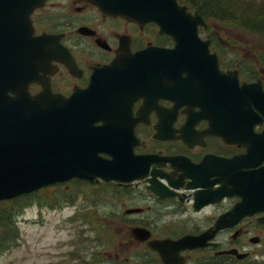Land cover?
<instances>
[{
    "label": "flooded vegetation",
    "instance_id": "1",
    "mask_svg": "<svg viewBox=\"0 0 264 264\" xmlns=\"http://www.w3.org/2000/svg\"><path fill=\"white\" fill-rule=\"evenodd\" d=\"M79 2L71 12L67 10L66 19L53 20L52 27L43 23L49 0L33 12L35 35H52L42 48L54 52L45 54L27 91L37 96L49 89L70 98L90 87L98 69L114 63L121 66L123 55L145 52L144 74L128 68V78L112 71L102 78L104 86H112L105 89L104 95L110 94L107 100L129 113H122L118 122L128 131L120 140L123 151L138 160L133 178L128 182L68 181L112 191V197L103 202L111 209L103 207L99 216L101 229L116 236L115 261L139 245L142 252L132 259L137 264H264V211L230 217L241 198L222 194L221 188L232 185L230 178L237 167L220 171L221 162L244 164L241 158L251 150L257 154L245 162L258 164L242 170L264 166L260 156L264 62L259 59L264 55L254 53L256 68L247 57L234 58L223 39H197L192 46L177 49L176 41L160 34L153 23L112 17L87 0H73V4ZM250 85L252 89H244ZM253 96L256 102L251 101ZM224 129L237 130V138L220 135ZM98 155L111 160L107 153ZM134 230L149 238L139 240ZM123 236H130L131 243ZM185 237L200 238V243L175 244ZM149 241L172 244L154 249ZM161 251H165L162 256Z\"/></svg>",
    "mask_w": 264,
    "mask_h": 264
},
{
    "label": "water",
    "instance_id": "2",
    "mask_svg": "<svg viewBox=\"0 0 264 264\" xmlns=\"http://www.w3.org/2000/svg\"><path fill=\"white\" fill-rule=\"evenodd\" d=\"M87 1L113 17L121 16L138 24L155 23L160 34L176 41L177 49L192 46L200 39L198 27H207L197 12L191 14L177 0ZM44 2L0 0V202L73 178L89 182L98 179L128 182L136 171L138 160L131 159L120 143L128 131L123 130L125 124L118 122V117L122 113L129 116V113L126 108L107 100L110 94L104 95L105 89H112V86H104L102 78L109 74L108 71L122 74V78L129 77V69L144 74L142 61L145 52L123 55L121 66L114 63L111 67L98 69L90 87L70 98L52 94L49 89L32 97L27 86L43 64L45 54L51 56L54 52L42 48L48 46L47 40L53 36L44 33L34 36L30 17ZM118 86L117 81L116 89ZM256 96L251 101L256 102ZM261 99L264 102V94ZM105 117L111 119L106 121ZM100 121L102 124L96 126ZM231 130L224 129L219 134H235L232 139H236L238 131ZM99 153H107L111 160L101 158ZM255 154L251 150L243 156L244 164L221 162V172L232 165L237 167L230 178L232 185L221 188L222 194L241 198L230 217L264 211V166L257 170H242L258 164L245 162L253 159ZM260 156L263 160L264 143ZM134 234L141 241L149 238L139 230H134ZM199 243L200 238L185 237L175 244ZM148 244L157 249L172 243L149 241ZM163 252H159L161 256Z\"/></svg>",
    "mask_w": 264,
    "mask_h": 264
},
{
    "label": "rangeland",
    "instance_id": "3",
    "mask_svg": "<svg viewBox=\"0 0 264 264\" xmlns=\"http://www.w3.org/2000/svg\"><path fill=\"white\" fill-rule=\"evenodd\" d=\"M80 3L82 4V2L73 4V0H49V5L44 11L48 16L43 22L45 27H52L53 20L66 19L67 10L71 12L74 6ZM207 21L206 36L213 35L214 39L228 41L229 46L226 45V49L234 58L247 57L251 67L259 68L254 63L257 59L254 53L258 56L260 53L264 55L263 40L217 21ZM62 190L66 191L69 202H63V195H60ZM40 191L41 196L33 197L32 203L22 208L15 218L18 239L15 246L0 255V264H58L61 260H68L69 251L74 249L75 243H79L77 234L82 236L79 231H84V236L89 238L85 243L90 247L85 258L95 264H137L136 261L132 262V259H135L134 255L141 251L142 246L131 247L128 252L119 255V261H115L113 248L116 236L113 235L112 241V236L108 239L109 234L101 229L103 221L99 212L103 207L111 209L109 204L105 206L103 203L106 197H112L110 189H103L97 185L63 184ZM74 201L75 204L71 205ZM48 203L56 204L50 208L47 206ZM97 229L104 236V243L99 248H93L98 245L94 234L99 232ZM122 238L131 243L130 236ZM119 239L118 242L122 240ZM84 253L85 251L82 252L83 256ZM123 257L130 261L122 263L120 259Z\"/></svg>",
    "mask_w": 264,
    "mask_h": 264
},
{
    "label": "trees",
    "instance_id": "4",
    "mask_svg": "<svg viewBox=\"0 0 264 264\" xmlns=\"http://www.w3.org/2000/svg\"><path fill=\"white\" fill-rule=\"evenodd\" d=\"M179 3L187 6L192 11H197L204 19L217 21L231 28L256 36L257 39L264 41V0H178ZM264 62V57L261 59ZM264 66V64H263ZM40 190L31 194L22 195L8 201L0 202V255L6 250L16 245L18 239V230L15 222L20 210L29 206L33 197H39ZM63 202H69L66 191H61ZM56 203H49L50 208ZM94 229V228H93ZM94 232L97 246L103 245L104 236L101 231ZM77 234L78 242L74 244V249L69 251L68 260H61L58 264H95L93 261L85 258L89 245L85 244L89 238L84 236V231ZM108 239L114 236L107 232ZM84 256L82 252H84Z\"/></svg>",
    "mask_w": 264,
    "mask_h": 264
}]
</instances>
